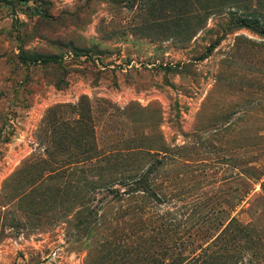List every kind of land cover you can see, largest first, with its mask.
<instances>
[{"label": "rangeland", "instance_id": "1", "mask_svg": "<svg viewBox=\"0 0 264 264\" xmlns=\"http://www.w3.org/2000/svg\"><path fill=\"white\" fill-rule=\"evenodd\" d=\"M245 14L264 0H0V264H264Z\"/></svg>", "mask_w": 264, "mask_h": 264}, {"label": "trees", "instance_id": "2", "mask_svg": "<svg viewBox=\"0 0 264 264\" xmlns=\"http://www.w3.org/2000/svg\"><path fill=\"white\" fill-rule=\"evenodd\" d=\"M236 23L241 28L245 27V28L259 30L260 26L264 23V19L256 14H247V15L245 14L237 18ZM147 182H148V178L146 179L142 175L136 176L128 180L126 184L127 187L124 190H131L132 193L138 192L140 190L144 191L142 184L145 183V185H147ZM125 192L126 191H124V193Z\"/></svg>", "mask_w": 264, "mask_h": 264}]
</instances>
